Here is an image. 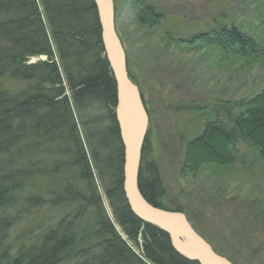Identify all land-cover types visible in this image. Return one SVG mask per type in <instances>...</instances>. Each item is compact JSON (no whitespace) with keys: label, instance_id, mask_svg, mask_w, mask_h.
Instances as JSON below:
<instances>
[{"label":"trees","instance_id":"trees-1","mask_svg":"<svg viewBox=\"0 0 264 264\" xmlns=\"http://www.w3.org/2000/svg\"><path fill=\"white\" fill-rule=\"evenodd\" d=\"M133 12L142 26L162 20L146 0H135ZM260 34L217 22L173 40L194 52L208 48L230 67L240 60L264 63V28ZM41 55L47 60L27 63ZM3 79L23 87L12 91ZM116 104L94 0H0V264H199L180 255L166 231L131 210ZM216 112L225 119L207 123L188 143L183 174L204 164L236 163L242 143L264 160V89L251 99L227 100ZM148 137L140 190L154 206L185 212L162 203L159 168L144 162ZM45 206L51 207L50 222L45 215L33 217ZM59 209L68 212L51 226Z\"/></svg>","mask_w":264,"mask_h":264},{"label":"rangeland","instance_id":"rangeland-1","mask_svg":"<svg viewBox=\"0 0 264 264\" xmlns=\"http://www.w3.org/2000/svg\"><path fill=\"white\" fill-rule=\"evenodd\" d=\"M114 1L116 28L126 51L128 70L141 89L150 115L144 162L159 168L165 187L162 203L183 208L195 229L234 264H264V212L260 210L264 203L258 205L264 201V160L242 143V158L234 164H204L196 173L182 172L188 143L207 123L225 119L216 108L227 100L239 102L262 92L264 63L250 65L240 60L228 67L230 64L219 61L218 54L208 48L194 52L173 40L207 31L217 22H236L260 38L264 3L146 0L158 7L162 20L154 26H142L133 12L135 0ZM47 58L32 56L27 63ZM2 82L12 91L23 87L21 82ZM246 108L241 105L240 111ZM101 191L113 215L102 187ZM50 208H36L33 217H50ZM11 212L16 214V209ZM67 212L59 209L51 226ZM20 229L15 227L13 239Z\"/></svg>","mask_w":264,"mask_h":264},{"label":"water","instance_id":"water-1","mask_svg":"<svg viewBox=\"0 0 264 264\" xmlns=\"http://www.w3.org/2000/svg\"><path fill=\"white\" fill-rule=\"evenodd\" d=\"M102 26L105 54L117 85L116 118L125 148L124 190L131 210L143 221L169 234L174 249L199 264H234L218 253L193 226L186 213L151 204L139 187V173L150 115L139 85L132 79L118 34L114 0H94Z\"/></svg>","mask_w":264,"mask_h":264},{"label":"bare ground","instance_id":"bare-ground-1","mask_svg":"<svg viewBox=\"0 0 264 264\" xmlns=\"http://www.w3.org/2000/svg\"><path fill=\"white\" fill-rule=\"evenodd\" d=\"M115 2V1H114ZM96 4V3H95ZM96 7H97V5H96ZM97 11H98V9H97ZM99 15V14H98ZM100 19V18H99ZM101 23V22H100ZM101 28H102V26H101ZM106 55V54H105ZM109 64H110V62H109ZM111 66V65H110ZM112 69V68H111ZM112 72H113V70H112ZM115 78V77H114ZM117 105V104H116ZM115 112H116V108H115ZM123 141V140H122ZM146 142V141H145ZM145 145V144H144ZM143 157V156H142ZM124 165H125V163H124ZM140 169H141V167H140ZM125 178V177H124ZM126 195V194H125ZM46 221H48V222H50V221H52V219H51V215H50V217H46ZM202 235V234H201ZM203 236V235H202ZM204 238H205V236H203ZM206 239V238H205ZM208 240V239H207ZM209 241V240H208ZM210 242V241H209ZM211 243V242H210ZM212 244V243H211Z\"/></svg>","mask_w":264,"mask_h":264}]
</instances>
